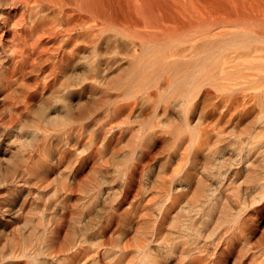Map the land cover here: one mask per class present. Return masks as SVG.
I'll return each mask as SVG.
<instances>
[{
    "label": "bare ground",
    "instance_id": "1",
    "mask_svg": "<svg viewBox=\"0 0 264 264\" xmlns=\"http://www.w3.org/2000/svg\"><path fill=\"white\" fill-rule=\"evenodd\" d=\"M0 75V86L3 87L5 91L10 92V90H14L17 87L19 92L21 90L23 91V98L21 100L23 103H25V99L31 98L29 95L31 91L33 93H38L40 89L43 90L45 86L50 83L55 85V89H52L50 92L51 95L39 101L38 106L32 109V113L30 116L26 117L23 123H16L10 127L11 132H16L14 141H20V143H22V146L19 147L18 150L13 151V154L8 160L9 168L15 170L19 166L22 169V173L20 174L18 172L19 176H17L18 174L16 175L20 183H22L21 181L28 183L29 180L25 179L27 177L26 174H32L34 170V172L37 173L39 170L35 169L37 166V162L35 163V161L37 160H34L32 153L29 154L28 152L26 154L22 150L23 146H36L37 144L38 150H40V144L41 146L43 145L41 143L42 141L44 143V141L49 140L50 137L56 136V134L52 133L53 130L58 129H55V127H61V130L66 129L74 122L88 116L90 111L93 112V110H91L93 105H97L96 107H98L99 104H103V106L107 104V106H109L108 111L114 112L116 116L124 115L127 110L131 109L132 111L136 109L142 101L148 99L156 100L157 104L158 102L159 104L162 102L161 104H163V107L167 108L171 106L170 104L174 105V107L180 106L183 107L185 111L190 110V108H192L191 106L195 108V106L202 105V103H207L211 105L208 110L209 116L212 115L215 117L214 115H218L220 117L215 123L225 118H227L229 122L232 120L241 122L249 118L264 125V0H0ZM59 76H63L65 79L60 80L58 79ZM17 98L18 96L16 97V101ZM19 99L21 98L19 97L18 100ZM33 99L35 98L33 97L30 100ZM32 102H34V100ZM16 103L17 102L14 103V101H11L9 107L11 105L14 106ZM167 103L169 105H167ZM99 106L102 107L101 105ZM196 110L197 109L194 111ZM92 112H90V114ZM166 112H168V116L173 114L169 113L168 109ZM166 112L164 111V113ZM177 113L182 114L178 112V110ZM187 114V127L193 132L198 130V133L195 132L197 134L194 135V140L197 138L198 143H201L202 137L210 132H216L219 136L224 134L225 130L223 131V129L220 128L216 129L215 123L211 122L212 124H210L209 122L201 126V118L200 122L198 121L199 119H197L200 116L196 118L199 122V128L197 126L192 127L191 124L194 122L191 123V120L196 114ZM250 121H248V123ZM219 124L220 122L218 125ZM0 125L4 126L3 123H0ZM209 126L213 128L215 126L216 130L210 131ZM196 127L198 129H196ZM108 129H110V127H108ZM150 130L155 129L150 128ZM68 131L69 130H67V132ZM103 131L108 133L112 131V129L107 130L103 128ZM251 131L249 133H251ZM259 131L262 130H258V132ZM253 132L254 131H252V135L249 136L246 142L244 141L241 147V149L246 148V150L249 151L248 154L239 158V160L234 158L232 163H243V166H250L252 168V166L256 165V161L258 163V161L260 162V160L263 159V157L260 158L261 154L255 157L253 156L254 158L251 157L252 159L249 156L254 146H256L254 148L257 149L258 143H264V135H261V138L263 136V140H261L258 136L254 135L257 131H255L254 134ZM51 133L54 135L50 136ZM60 133L63 134L62 131ZM111 133L112 136L114 133L117 135V132ZM120 133H122V131ZM159 134L157 137H159ZM256 139L259 142H257ZM205 140L204 138V141ZM55 141H53L52 144ZM204 141H202V143ZM191 142H193V140ZM197 142H194L197 144L196 146L199 145ZM50 145L51 144L44 148V150L46 149L45 152H49L48 154H50L53 149H51ZM217 145L216 143V146ZM196 146L193 144V147H195L194 150L197 148ZM222 146H220V148ZM259 147H261V145L258 146V148ZM32 149L35 148L32 147ZM222 149L223 148L220 150ZM218 150H216V153ZM258 150L260 151L261 149L259 148ZM42 152L44 151L42 150ZM263 152L264 150L262 153ZM51 153L53 154V151ZM54 153H56V151ZM214 153L215 151H212L213 155L216 154ZM93 154L91 156H93ZM212 154L210 153L211 156H209L211 159ZM255 154L256 153L253 155ZM262 155H264V153ZM209 157L208 159H210ZM129 162L130 161H128L127 164ZM195 162L197 161L195 160ZM232 163L230 162V164ZM43 164H46V162ZM42 167H44V165ZM130 167L132 168V166ZM130 167L128 169L129 171ZM20 168L17 171H21ZM257 168H253V171L256 172L258 170ZM12 169L10 171H12ZM138 169L139 168H135L133 170L136 171ZM131 172L128 174L132 175L133 173ZM184 172L183 174H185ZM179 173L180 172H178V174ZM219 173L221 175L223 174L222 171H219ZM255 174L256 176L258 175L257 173ZM39 175H42V177L44 176V174H38V176ZM134 175L135 173L133 176H130V178L134 177L135 180ZM254 176L253 179L255 178ZM184 177L188 178L186 175ZM257 177L259 178V175ZM126 179L130 180L128 178ZM250 179L251 178H249V180ZM73 180L72 182L76 179ZM127 180L126 183H128V185L133 182V180H130L131 182ZM257 181L259 180L257 179ZM247 183L249 184V182ZM263 184L264 181L262 185ZM17 185L21 188L23 186V184L22 186H20V184ZM62 185L63 184H61V187ZM68 186L71 185L68 184ZM180 186H183V184ZM257 186L256 183L251 186L249 184V191H247L248 194L246 195L250 198H245V196L242 200L239 197V199L236 198L237 203L240 201V204L237 205L238 209L236 212L234 209H231L233 210L231 212L236 213L234 217L241 218V223L239 227H237L239 229H236L237 231L239 230V232L236 233V237L229 233L233 237L229 238L228 234L227 237L229 239L226 238V242L223 243L220 242L224 239L220 240L216 247L213 245L215 248L212 246L213 249H211L210 246L207 247L205 244L201 245L196 242L193 248H189V241H187L186 235L188 234L187 232L192 230L185 231L186 234L180 231V233L185 234L182 235L186 239H182L181 243L185 241L188 244H186L187 248L190 250L186 257L187 261L185 259L184 262L180 261L179 264H203V262L206 264H225L227 262L223 261L222 263L221 261L219 263L218 260V256L223 254L225 249H228V251L240 249L241 262L239 264H264V241L255 244L253 241H250L252 238H248V235L250 236L249 231H251L252 228L254 230L253 232L257 231L256 229L259 227V223L262 221L264 214V187L262 186L263 188H260V186ZM259 188L261 190L257 191ZM241 189L242 188H240V192L243 194L244 191L242 192ZM213 191L210 190L203 193H205L207 198L210 197L211 199L212 195L216 197L215 192V195L212 193ZM169 192H166L163 197L165 206L163 205L164 215H162L165 220V215L171 212L173 207L176 206L179 194L177 191ZM183 193L184 192H181L180 194ZM207 200L208 199L203 201L202 199L204 203H207ZM209 201L211 202V200ZM221 202H223V200ZM213 203L212 205L215 203L219 204V201ZM208 204L209 203L204 206L205 208L199 209V211L204 210L208 213L211 208L208 210L207 206L212 207L211 204ZM218 204L216 205L217 207H212L213 210H211V212L219 209L218 207L220 204ZM223 206L224 208L227 207L224 204ZM192 208L193 206L187 208V211H192ZM174 211H176V209H174ZM228 211L229 210L226 208L224 213ZM231 212L229 213L231 214ZM181 214L183 215V213ZM185 215H187V213H185ZM216 215L214 212L210 217ZM258 215H260V218L256 219ZM220 216L222 215L220 214ZM206 217L209 218V216ZM200 218L198 217L199 220ZM207 218L203 220H207L208 222ZM189 219L186 220L189 221ZM191 219H193V217ZM228 219L226 221L227 227L233 222H230V224L227 223ZM232 219L235 218L232 217ZM199 220L196 221L199 222ZM196 221L190 220L194 225ZM198 222L196 223L198 224ZM162 224H160V227L163 229ZM184 224L187 223L185 222ZM163 226L165 227V225ZM181 226H183V224H181ZM173 227H175V225ZM187 227L184 228L186 229ZM194 227L198 226L195 225ZM230 227H232V225L228 228L230 229ZM200 228L202 229V226H200ZM175 231H177L176 233L179 232L178 230ZM190 233L188 235H190ZM55 234L56 233H54V235ZM56 235L58 236V234ZM182 235L180 239L181 237L183 238ZM196 235H194L193 232V235H191L192 237L188 239L191 240L193 236ZM17 237L19 236L17 235ZM17 237L15 238L17 239ZM21 239L22 241L26 240L24 238ZM198 239H200L199 235ZM22 243L21 241L19 242V244ZM182 246L187 250L183 244ZM182 246H180L181 250L183 248ZM144 247H146V245ZM180 247L178 245V248ZM157 248H155V250ZM174 248L173 244H169L162 248V252L164 251L163 253L160 250L161 254L159 253L160 255L158 256L157 254L153 255L151 249L141 248L137 252L140 256L135 261L137 263L139 260L141 264H161V262L166 264L162 259L169 257L172 252H175ZM155 250L153 251L154 253ZM77 252H79L78 249ZM234 252L236 253L237 251ZM77 254L75 253L73 255L72 252L70 254L71 256L67 254L69 258L64 257L65 260H67L66 263L78 264L81 254L79 255L80 257ZM175 255H177L176 259H178V254H173V256ZM30 256L28 255V257L34 261L37 259L36 255L30 254ZM220 257L223 258L221 255ZM68 260H70V262ZM173 261L175 262V260ZM23 262L21 264L25 263ZM27 262L25 264H27ZM28 264H30V262Z\"/></svg>",
    "mask_w": 264,
    "mask_h": 264
},
{
    "label": "rangeland",
    "instance_id": "2",
    "mask_svg": "<svg viewBox=\"0 0 264 264\" xmlns=\"http://www.w3.org/2000/svg\"><path fill=\"white\" fill-rule=\"evenodd\" d=\"M58 79L64 80L65 78L59 76ZM17 88L10 90L9 92L5 91V89L0 86V123L4 124V126L0 125V264H21L23 261L26 263L28 260L27 264L29 262L30 264H67V260H65L64 257L69 258L71 252L73 255L75 253H78V256L81 254L78 264H141L139 260L137 263L135 261L140 256L137 252L141 248L148 250L151 249L152 254H157V256L161 254L163 250L162 248L169 244H173L175 248H178V245L180 247L183 244L187 248V243L184 241L186 239L183 236L186 234L185 231L192 230L190 231L192 233L187 232L188 234L190 233V235L187 234L188 237L186 235L187 241H189V245L187 244L189 248H193L196 243H200L201 245L205 244L207 247L210 246L211 249H213L214 246L216 247V245H218L220 240L224 239L220 242L223 243L226 242V238L229 239L233 237L231 235L236 237V233L239 232V230L237 231L236 229H239L237 227H239L241 223V218L234 217L236 213L231 212L233 211L231 209H234L236 212L238 209L237 205L240 204V201L238 200L239 202L237 203L236 200L239 198L242 200L244 199V196L245 198L248 197L246 194H248L247 191H249V184L251 186L256 183L257 186L259 182L261 183V179L263 183L264 155L262 154L264 152L262 153V151L264 150V143L262 142L263 145L258 143L257 149H255L254 147L256 146H254V149L252 148L249 154L250 158L257 156L258 154H261L260 158L263 157L262 160L259 159L260 162L262 161L263 163H260L259 161L257 163L256 161V165H254L256 168L258 167L257 171L259 173L253 171V168L256 169L254 166H252V168L250 166H243V163H232V160L234 158L239 160V158L248 154L249 151H247L246 148L241 149V147L243 146L244 141L246 142V140L249 139V136L252 135V131H257L255 132L256 134H254V132L253 134L263 140V136L261 138V135H264L263 124H259L257 121H253L249 118L241 122H237L236 120L229 122L228 119L225 118L218 121V123L220 122L219 125H222L219 126L215 121L220 117L218 115H214L215 117L212 115L209 116L208 110L211 105L207 103H202V105L195 106V108L191 106L192 108H190V110L185 111V109L183 110V107L180 106L174 107V105L170 104L171 106H168L169 108H167L163 107V104H161L162 102H160V104L158 102L157 104L156 100L148 99L142 101L140 103L141 106L139 105L136 109H133L132 111L131 109L127 110L124 115L116 116L114 115V112L108 111L109 106H107V104H104V106L103 104H99L102 107L99 105L98 107H96L97 105H93V107H91L93 112L90 111L92 112L91 114L89 112L88 116L74 122L67 127L68 129L61 130V127H55V129H58H56L57 131L53 130L54 132L52 131V133L56 134V136L50 137V141L47 140L44 141V143L42 141L41 143L43 145L41 146L40 144V150H38L39 148L37 144V148L35 145L23 146L22 150L26 154L28 152L29 154H33L34 160H37L35 161V163L37 162L36 167H38H35V169L39 170L37 173H35L34 170L32 174H26L27 177L25 179L29 180L28 183L21 180L22 183H20L17 180V176H19V173H22V169L19 166L15 170L9 168L8 160L13 154V151L18 150V148L22 146V143H20V141H14L16 132H11L10 127L16 123H23L26 117L30 116L32 113V109L38 106L39 101H42L51 95L50 92L52 89H55V85L50 83L45 86L43 90L40 89L38 93H33L31 91L29 95L31 98H35L33 99L34 102H32L33 100H30V98L25 99V103L21 101L23 98V91L20 89L21 91L19 92ZM17 96L21 99L18 100L17 98L16 101ZM11 101H14V103L17 102L14 104L15 107L13 105L9 107ZM167 105L169 104L167 103ZM167 109L169 113L173 114L168 116V112H166ZM176 109L182 114L177 113ZM195 109L197 110L194 111ZM182 110L183 112L185 111V114ZM164 111L166 113H164ZM187 113H189V115L192 113L196 114L192 119L193 121L191 120V123L194 122L191 124L192 127H198L201 118V126L206 125L209 122L210 124L215 123L216 129L220 128L223 129V131L225 130L224 134L219 136L216 132H210L202 137L203 139L201 140V143H198L197 138L194 140V135L198 133V130L193 132L187 127ZM197 116L200 117L197 118ZM196 118L199 119V122ZM248 121L250 122L248 123ZM151 125H154L155 127ZM107 126L110 127L112 131L105 133L103 128L110 130ZM197 127L196 129L199 128ZM150 128L155 130H150ZM212 128L213 127H210L209 130H216L215 126L213 130ZM67 130L69 131L67 132ZM258 130L262 131L258 132ZM61 131L63 134L60 133ZM121 131L122 133H120ZM250 131L251 133H249ZM111 132H117V135L114 133L112 136ZM156 132H159L160 134ZM52 133L50 136L54 135H52ZM158 134L159 137H157ZM204 138L206 139L205 141ZM191 139L193 142H191ZM53 141L55 142L52 144ZM202 141L205 143H202ZM194 142H197L199 145L196 146L197 144ZM216 143L218 144L217 146ZM46 144H51V149L55 148L54 150L52 149L53 154L51 153L52 151L50 152L52 156L48 154L49 152H45L46 149L44 150V148L47 147ZM193 144L197 147L195 150ZM260 145L261 147L259 148L262 150H260L261 152L258 150V146ZM220 146H222V150H220ZM32 147L35 149H32ZM214 148H217L216 150L219 149L217 153ZM211 149L212 151H215V155L212 154ZM42 150L45 153L42 152ZM55 151L56 153H54ZM92 152L95 153L93 154ZM210 153L212 154V159L209 157L211 156ZM254 153L256 154L253 155ZM92 154L93 156H91ZM50 157H53L54 159ZM208 157L210 159H208ZM194 159L197 162H195ZM128 161H130V164H127ZM45 162L46 164H43ZM230 162L232 164H230ZM258 164L261 165L259 166ZM43 165L44 167H42ZM130 166H132V168ZM129 167L130 171L128 170ZM134 167L139 169L134 171ZM19 168L21 171H17ZM11 169L12 171H10ZM219 171H222L223 174L221 175ZM130 172L133 174L135 173V180L134 177L130 178V176H133V174H128ZM178 172L180 173L178 174ZM183 172L185 174H183ZM255 173L259 175V178ZM38 174H44V176H38ZM185 175L189 179L184 177ZM253 176L256 180L255 178L253 179ZM126 178L133 180V182ZM249 178L251 179L249 180ZM73 179L76 180L74 181ZM257 179L259 181H257ZM72 180L78 183H74ZM126 180L131 182V184L129 183L130 185H128ZM246 181L249 182V184ZM73 183L75 186H78L75 187ZM179 183L180 185H185V189L183 186H180ZM262 183L260 185H262ZM17 184H20V186L23 184L22 188ZM61 184H63L62 187ZM68 184L71 186H68ZM259 184L257 187L260 186ZM262 186L264 187V184ZM262 186H260V188ZM240 188H242V192L244 191L243 194L240 192ZM260 188L257 189V191L261 190ZM210 190H214L212 193L214 194L215 192V199L213 195V198L211 197V199L210 197L207 198L205 195V193ZM169 191L179 192L176 204L178 207L174 206L171 212L165 215V220L163 219V207L165 206L163 203V197L164 194ZM180 191L184 193L180 194ZM249 198L250 197H248V199ZM202 199L203 201L208 199L207 203L211 205L214 201H219L220 205L217 203L219 209L217 208L218 210L211 212L214 207H217V204L214 202L215 204L213 203L214 205H212L213 208L207 206L208 210L211 208L209 211L211 214L204 210L199 211V209L201 210L207 205ZM213 199L214 201L212 202ZM209 200H211V202ZM222 200L223 202H221ZM200 204L205 205L201 206ZM223 204L227 207L224 208ZM191 206H193L194 209L192 208V211H187V208H190ZM226 208L229 211L224 213ZM174 209H176V211H174ZM214 212L215 215H218L210 217ZM229 212H231V214ZM181 213H183V215L187 213V215L183 216ZM220 214L223 217L220 216ZM197 215L199 218L201 215L204 217L201 216L199 220ZM206 216H209L210 219ZM258 216L256 219L260 218V215ZM192 217L193 219H191ZM205 217L208 219V222L207 220L204 221L206 219ZM232 217L235 219H232ZM228 218L232 220H229ZM186 219H189V221ZM227 219V223L229 224L232 221L234 222L230 224L232 225L230 229L228 228L230 225L227 227L226 224ZM190 220H199V222L201 221V224H204L205 222L207 223L201 225L196 221L202 226L201 229L196 222L194 223L198 227H194L195 225L193 222L191 223ZM185 222L189 224H184ZM160 224H162L163 229L160 227ZM181 224H183L184 227H188L185 229ZM163 225H165V227ZM174 225L176 228L173 227ZM57 227L59 228L60 233L58 232ZM175 230H178L179 232L176 233L177 231ZM256 230L257 231L253 232L254 230L252 228L251 231H249L250 236L248 235V238H252H249L250 241L258 244V242L261 243L264 241V234H262L264 233V214L263 219ZM180 231L185 234L180 233ZM193 232L194 235L197 234L196 236H193V238L196 237L194 239L197 240H194L193 238L191 240L188 239L189 237H192L191 235H193ZM54 233L58 234V236L56 234L54 235ZM220 233L221 237H218ZM228 234L229 238L227 237ZM17 235L19 237H17ZM181 235L183 238L181 237L180 239ZM198 235L200 239H198ZM15 237H17V239ZM21 238L26 239L23 240L25 242H23ZM205 238L209 239L206 240ZM182 239H184V242L182 241L183 243H181ZM20 241L23 243L19 244ZM144 244L146 247H144ZM156 245L159 247L157 248ZM155 248L158 249V252ZM175 248V252L171 253L172 256L170 255L169 257L162 259L166 264L168 262L170 264H176V262L179 264L180 261L184 262L185 259L187 261L186 257L189 254L188 251L190 249L187 248L186 250L183 247V253L181 247L178 249L176 248V250ZM77 249L79 252H77ZM154 250L155 253L153 252ZM234 251L237 252L235 253ZM234 251H228V249H225L224 253L220 254L223 258H221L220 255L218 256L219 263L225 261L227 262L225 264H239L241 262L240 249H235ZM29 253L31 255H36L37 259H35V261L32 260ZM67 254L69 256H67ZM173 254H178V259H176L177 255L173 256ZM28 255L30 257H28ZM173 260H175V262ZM68 261L70 262V260ZM161 264L163 263L161 262ZM203 264L206 263L203 262Z\"/></svg>",
    "mask_w": 264,
    "mask_h": 264
}]
</instances>
